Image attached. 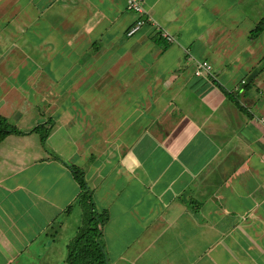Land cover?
<instances>
[{
    "label": "crops",
    "instance_id": "0c3cea01",
    "mask_svg": "<svg viewBox=\"0 0 264 264\" xmlns=\"http://www.w3.org/2000/svg\"><path fill=\"white\" fill-rule=\"evenodd\" d=\"M143 3L131 37L127 0L0 6V116L53 120L45 145L0 143V264H68L70 165L108 213L110 264H264V0Z\"/></svg>",
    "mask_w": 264,
    "mask_h": 264
},
{
    "label": "trees",
    "instance_id": "16d2710c",
    "mask_svg": "<svg viewBox=\"0 0 264 264\" xmlns=\"http://www.w3.org/2000/svg\"><path fill=\"white\" fill-rule=\"evenodd\" d=\"M262 32H264V18L251 31L250 38L256 39ZM52 126L53 120L24 132L0 116V143L9 135L21 136L37 132L41 135L42 144L45 145ZM69 169L80 187V192L74 203L65 210V213L73 214L74 208L79 207L81 216L79 223L76 224L75 235L67 246V263L110 264L103 243V229L109 219L108 213L97 208L84 171L75 165H70Z\"/></svg>",
    "mask_w": 264,
    "mask_h": 264
},
{
    "label": "built area",
    "instance_id": "2783aa9c",
    "mask_svg": "<svg viewBox=\"0 0 264 264\" xmlns=\"http://www.w3.org/2000/svg\"><path fill=\"white\" fill-rule=\"evenodd\" d=\"M127 10L135 13L138 16L136 23L129 29L127 32L128 37H131L138 33L145 24L153 22L152 19L148 16L147 11L145 10L143 0H127ZM162 38L166 39L168 42H173L174 39L168 33H162ZM194 75L199 78L214 79L215 71L213 66L207 61H198L196 62ZM244 83V82H243ZM264 124V121H261ZM264 140V133L262 135Z\"/></svg>",
    "mask_w": 264,
    "mask_h": 264
},
{
    "label": "rangeland",
    "instance_id": "374dc122",
    "mask_svg": "<svg viewBox=\"0 0 264 264\" xmlns=\"http://www.w3.org/2000/svg\"><path fill=\"white\" fill-rule=\"evenodd\" d=\"M9 2V0H0V6H4L5 4H7ZM14 51V50H13ZM83 98V97H82ZM83 131H81L79 133L82 134ZM80 140V141H79ZM76 142H79V144H81V146H83V135H81L78 139H75ZM82 149V148H81ZM80 216H81V210L79 209V207H75L74 208V212H73V218H72V223L75 222L76 217L78 218V220H80ZM78 222V221H76ZM76 230V229H75ZM118 264V262H116Z\"/></svg>",
    "mask_w": 264,
    "mask_h": 264
}]
</instances>
